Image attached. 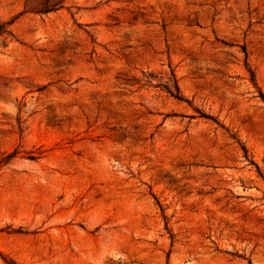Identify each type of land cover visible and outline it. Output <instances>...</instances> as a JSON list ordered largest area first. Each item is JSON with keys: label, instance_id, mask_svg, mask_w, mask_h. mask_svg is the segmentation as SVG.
I'll return each instance as SVG.
<instances>
[{"label": "rangeland", "instance_id": "obj_1", "mask_svg": "<svg viewBox=\"0 0 264 264\" xmlns=\"http://www.w3.org/2000/svg\"><path fill=\"white\" fill-rule=\"evenodd\" d=\"M0 264H264V0H0Z\"/></svg>", "mask_w": 264, "mask_h": 264}, {"label": "trees", "instance_id": "obj_2", "mask_svg": "<svg viewBox=\"0 0 264 264\" xmlns=\"http://www.w3.org/2000/svg\"><path fill=\"white\" fill-rule=\"evenodd\" d=\"M176 92H173L172 90L169 89V92L174 95L177 98H182V94L180 93V90L177 85H175Z\"/></svg>", "mask_w": 264, "mask_h": 264}]
</instances>
